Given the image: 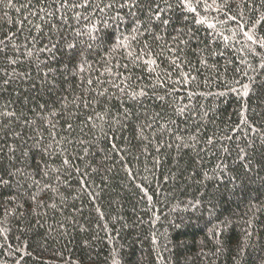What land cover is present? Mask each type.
Returning <instances> with one entry per match:
<instances>
[{
    "label": "trees",
    "instance_id": "trees-1",
    "mask_svg": "<svg viewBox=\"0 0 264 264\" xmlns=\"http://www.w3.org/2000/svg\"><path fill=\"white\" fill-rule=\"evenodd\" d=\"M188 3L0 0V264H264V0Z\"/></svg>",
    "mask_w": 264,
    "mask_h": 264
},
{
    "label": "snow or ice",
    "instance_id": "snow-or-ice-1",
    "mask_svg": "<svg viewBox=\"0 0 264 264\" xmlns=\"http://www.w3.org/2000/svg\"><path fill=\"white\" fill-rule=\"evenodd\" d=\"M182 3L185 4V6L190 10V11H195L194 8L191 7V5L188 3V0H181ZM249 39H251V37H249Z\"/></svg>",
    "mask_w": 264,
    "mask_h": 264
}]
</instances>
